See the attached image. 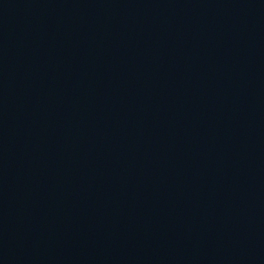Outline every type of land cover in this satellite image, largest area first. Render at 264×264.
<instances>
[{"label":"water","instance_id":"water-1","mask_svg":"<svg viewBox=\"0 0 264 264\" xmlns=\"http://www.w3.org/2000/svg\"><path fill=\"white\" fill-rule=\"evenodd\" d=\"M0 264H264V0H0Z\"/></svg>","mask_w":264,"mask_h":264}]
</instances>
